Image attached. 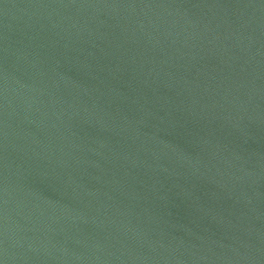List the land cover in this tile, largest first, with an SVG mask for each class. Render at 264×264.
<instances>
[{
    "label": "water",
    "instance_id": "obj_1",
    "mask_svg": "<svg viewBox=\"0 0 264 264\" xmlns=\"http://www.w3.org/2000/svg\"><path fill=\"white\" fill-rule=\"evenodd\" d=\"M0 264H264V0H0Z\"/></svg>",
    "mask_w": 264,
    "mask_h": 264
}]
</instances>
